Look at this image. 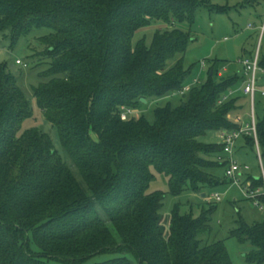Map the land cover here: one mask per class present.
<instances>
[{
	"label": "trees",
	"instance_id": "1",
	"mask_svg": "<svg viewBox=\"0 0 264 264\" xmlns=\"http://www.w3.org/2000/svg\"><path fill=\"white\" fill-rule=\"evenodd\" d=\"M210 2L0 0V34L12 45L34 29L51 30L34 55L50 60L42 74L49 79L33 94L64 152L62 158L37 128L20 131L30 107L0 63V264H83L100 254L119 255L90 264H231L223 241H203L211 211L194 217L176 205L166 232L164 193L149 191L152 169L167 178L172 195L225 182L211 173L225 165L216 160L222 146L198 138L241 126L243 94L218 101L244 76L236 63L212 59L203 82L197 76L198 83H187L192 65L185 67L182 55L190 33L175 25H191L200 7L224 11ZM154 21L165 27L149 45L141 39L132 48L133 35ZM258 64L264 72V58ZM185 85L188 91L177 93ZM169 93L182 102L157 107L153 122L120 118L122 107L133 111L141 98ZM255 127L264 165V115ZM241 138L255 146L252 136ZM249 180L253 189L264 185L262 178ZM257 199L264 204V194ZM231 236L252 246L247 262L264 263V220L240 221Z\"/></svg>",
	"mask_w": 264,
	"mask_h": 264
},
{
	"label": "rangeland",
	"instance_id": "2",
	"mask_svg": "<svg viewBox=\"0 0 264 264\" xmlns=\"http://www.w3.org/2000/svg\"><path fill=\"white\" fill-rule=\"evenodd\" d=\"M210 4L221 7L224 11L214 10L216 8L210 10L209 8L200 7L191 25L188 22L175 24L190 33L191 39L182 55L185 67L192 65L187 83H190L197 76L203 82L206 68L209 66L208 62L212 59L234 62L235 64L239 58L253 57L256 52L260 58H264V0H211ZM164 27L165 25L161 21H154L148 27L137 31L131 39L132 48L141 39L149 45L155 30ZM50 32L51 30L47 28L34 29L28 35L20 37L13 45L8 38H4L0 34V63H7L8 70L16 77L17 85L30 107V116L24 118L20 125V131L37 128L47 133L58 154L64 158L57 130L44 119L33 94V89L39 83L49 79V77L42 74L49 69L50 60L38 58L34 55L44 49L40 38ZM179 57L180 55H175L168 59L166 66L168 68L173 66ZM16 59H19L23 64L26 63V66L16 64ZM201 62H204V68L200 67ZM234 68L240 70L238 64ZM225 71L226 69L221 68L219 72L222 75ZM258 77L260 78L258 86L260 89H264V73L259 72ZM239 94L242 96L241 93ZM243 97V109L236 118V121L240 123L248 122L251 114L250 99L248 96ZM182 100L183 96L169 93L161 98L139 104L133 109L131 115L135 118L143 117L148 122H153L154 110L157 107H162L167 103L175 107L180 105ZM254 108L256 120L262 119L264 115V98H260L258 94ZM198 139L206 143L218 142L214 132H209ZM242 141V138L239 139L234 149V157L240 165L247 166V169L238 176L237 183L226 179L224 168L218 167L212 169L211 173L225 182L215 188L203 189L198 192L184 190L179 195H172L169 193L167 178L153 169L154 177L149 185V191L164 193L160 214L162 217L161 223L166 232L169 228L171 213L176 205L181 214L192 213L194 217L203 212L209 213L211 211L210 232L203 235V241L208 243L218 240L223 241L230 256L231 264H253L245 260V255L253 251L250 243L239 242L231 236V232L238 228L240 221L250 226L255 222L264 220V204L257 205L251 195L247 193V191L253 189L250 187L249 177L262 178L256 147L245 145ZM220 157L222 155L218 154L216 160H219ZM253 190H257L255 194L257 196L264 194V185ZM214 192L220 195V202L208 199ZM30 247L32 249L36 248L32 242ZM117 255L119 254L96 255L83 264L102 262ZM126 256L135 261L131 254Z\"/></svg>",
	"mask_w": 264,
	"mask_h": 264
},
{
	"label": "built area",
	"instance_id": "3",
	"mask_svg": "<svg viewBox=\"0 0 264 264\" xmlns=\"http://www.w3.org/2000/svg\"><path fill=\"white\" fill-rule=\"evenodd\" d=\"M264 26V22H263ZM262 26V27H263ZM258 54L257 52L254 54L253 57H243L239 58L236 61V64L240 67V72L244 76V80L241 85L242 93L249 97L250 99V120L248 122L241 123V126L237 130H228V129H221L217 132L218 144L222 146V157L219 158L220 161L224 162V175L225 177L230 180L231 182L237 183L238 176L247 169V166L240 165L234 157V149L236 143L239 139H241L242 135H250L254 139V144L256 147L260 168H261V177L264 183V165L261 159L260 150L257 141V134H256V127H255V98L257 94L261 97H264V89H260L258 86L259 77L258 73L263 72L258 64ZM16 64H23L19 59L15 60ZM24 65V64H23ZM201 68H204V62H201ZM199 79L195 77L192 80V84L198 83ZM190 85H185L180 91L177 93L183 94L188 91ZM234 90H229L226 94H223L221 99L218 103H222L226 101L229 97L234 94ZM132 111L129 108H121L120 118L122 120H126ZM249 195H251L252 199L255 200V203L259 205V201L257 199V190H249L247 191ZM209 200L214 202H220L221 197L217 192H214L208 197Z\"/></svg>",
	"mask_w": 264,
	"mask_h": 264
},
{
	"label": "crops",
	"instance_id": "4",
	"mask_svg": "<svg viewBox=\"0 0 264 264\" xmlns=\"http://www.w3.org/2000/svg\"><path fill=\"white\" fill-rule=\"evenodd\" d=\"M241 85H242V84H241ZM241 85H240L238 88L234 89V91H235V92H234V94H233V95H235V94L237 95V94H238V92H239V93H241V94H243V93H242V90H241ZM243 96L247 97V96H246V95H244V94H243ZM259 97H260V98H264V97H261V96H259ZM214 135H215V136H216V138H217V135H216V133H215ZM217 140H218V138H217ZM238 142H239V140L237 141V143H238ZM242 142H243V141H242ZM237 143H236V145H237ZM235 147H236V146H235ZM223 168H224V167H223ZM202 196H203V195H202Z\"/></svg>",
	"mask_w": 264,
	"mask_h": 264
},
{
	"label": "water",
	"instance_id": "5",
	"mask_svg": "<svg viewBox=\"0 0 264 264\" xmlns=\"http://www.w3.org/2000/svg\"><path fill=\"white\" fill-rule=\"evenodd\" d=\"M141 101H142V102H144V103L146 102V100H145V99H143V98H141ZM202 195L204 196V194H202Z\"/></svg>",
	"mask_w": 264,
	"mask_h": 264
}]
</instances>
